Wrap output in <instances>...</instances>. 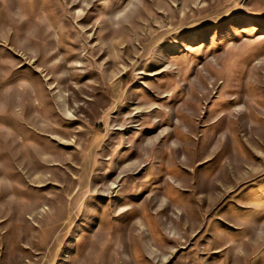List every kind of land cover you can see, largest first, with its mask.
<instances>
[{
	"label": "rangeland",
	"instance_id": "374dc122",
	"mask_svg": "<svg viewBox=\"0 0 264 264\" xmlns=\"http://www.w3.org/2000/svg\"><path fill=\"white\" fill-rule=\"evenodd\" d=\"M0 264H264V0H0Z\"/></svg>",
	"mask_w": 264,
	"mask_h": 264
}]
</instances>
